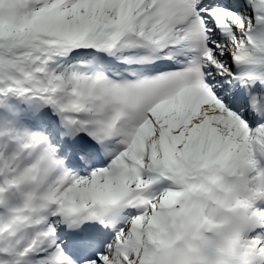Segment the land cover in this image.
Listing matches in <instances>:
<instances>
[{"label": "snow or ice", "instance_id": "snow-or-ice-1", "mask_svg": "<svg viewBox=\"0 0 264 264\" xmlns=\"http://www.w3.org/2000/svg\"><path fill=\"white\" fill-rule=\"evenodd\" d=\"M0 264H264V0H0Z\"/></svg>", "mask_w": 264, "mask_h": 264}]
</instances>
